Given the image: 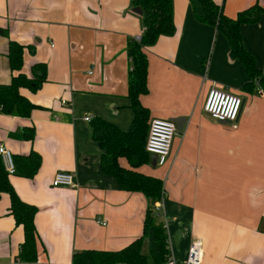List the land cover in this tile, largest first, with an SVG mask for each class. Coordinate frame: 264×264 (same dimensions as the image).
<instances>
[{
    "label": "crops",
    "instance_id": "1",
    "mask_svg": "<svg viewBox=\"0 0 264 264\" xmlns=\"http://www.w3.org/2000/svg\"><path fill=\"white\" fill-rule=\"evenodd\" d=\"M133 1L0 0V29L8 34L0 35V85L12 80L10 41L32 47L24 53L29 78L35 64L47 65L38 91L21 90L36 106L30 118L0 115V145L13 155L35 151L42 158L34 179L9 177L20 199L38 208V264H73L77 252L118 251L143 234L148 200L124 192L102 171L104 151L93 138L96 119L123 132L135 120L127 50L144 25ZM213 1L230 18L255 4L264 9V0ZM173 4L174 34L145 49L149 92L140 101L149 110V126L170 121L177 135L166 165L151 155L136 171L164 183L159 215L169 220L176 261L184 262L192 242L200 240L203 264H264V93L243 89L250 81L243 64L231 56L222 33L196 20L190 0ZM241 36L264 73V14L243 25ZM213 89L242 99L237 121L219 122L205 112ZM89 116L92 121H85ZM32 126L33 142L13 137ZM120 164L131 169L125 158ZM60 172L74 175L75 187H53ZM9 207L3 195L0 264H23L24 231Z\"/></svg>",
    "mask_w": 264,
    "mask_h": 264
},
{
    "label": "trees",
    "instance_id": "2",
    "mask_svg": "<svg viewBox=\"0 0 264 264\" xmlns=\"http://www.w3.org/2000/svg\"><path fill=\"white\" fill-rule=\"evenodd\" d=\"M196 20L202 24L214 26L229 41L231 56L240 61L250 81L243 89L257 88L264 93V73L257 67L255 58L244 47L241 28L243 25L257 23L264 9L255 4L241 11L235 18L227 17L213 0H190ZM133 7L143 14L144 32L141 40L133 39L128 45L130 71L128 76V97L131 100L135 120L129 132H123L116 126L101 119L93 122V138L104 153L101 159L102 171L115 178L124 192L143 194L148 207L143 225V234L127 247L118 251L84 250L73 255V264H166L170 255L169 236L163 222L156 221V207L164 199L165 189L161 179L142 174L137 169L150 162L151 154L146 151L149 134L150 113L140 101L148 94V58L147 47L154 45L162 36L174 34L173 0H134ZM0 35L7 32L0 29ZM32 47L18 42L9 43V65L12 80L8 85H0V115L30 118L36 106L21 94L22 89L38 91L47 81V65L38 63L32 67L29 78L24 72V53ZM27 142L35 139V128L26 127L15 134ZM125 158L131 169L121 166L120 159ZM16 175L25 179H34L42 166L40 154L32 151L28 155H14ZM5 172L0 157V199L6 195L10 199L9 215L14 217L16 226L22 227L24 241L20 247L18 259L23 264H38V232L35 218L38 208L20 199ZM148 244V253L144 246Z\"/></svg>",
    "mask_w": 264,
    "mask_h": 264
},
{
    "label": "built area",
    "instance_id": "3",
    "mask_svg": "<svg viewBox=\"0 0 264 264\" xmlns=\"http://www.w3.org/2000/svg\"><path fill=\"white\" fill-rule=\"evenodd\" d=\"M137 41L141 37L136 38ZM262 92V91H261ZM65 103V102H64ZM242 99L234 94L226 93L217 89H213L206 100L204 110L213 119L224 122L233 123L237 121L241 109ZM85 121H92V117H85ZM177 135V128L174 123L163 120H153L149 126V134L146 142V151L157 157L159 166L166 165L172 150V144ZM0 157L3 163L5 172L9 176L16 175L17 169L14 162L13 153L5 146L0 145ZM53 187H75L74 175L69 173H58L52 183ZM162 202L156 207V210L161 213ZM165 218L163 222L165 228L169 227V220ZM97 223L106 226L104 220H98ZM170 255L166 264H203V246L200 240H194L189 248L187 259L184 262H178L174 259L169 245Z\"/></svg>",
    "mask_w": 264,
    "mask_h": 264
},
{
    "label": "rangeland",
    "instance_id": "4",
    "mask_svg": "<svg viewBox=\"0 0 264 264\" xmlns=\"http://www.w3.org/2000/svg\"><path fill=\"white\" fill-rule=\"evenodd\" d=\"M155 212H156V221H157V223H159V222H164V221H165L164 216L159 215V211H157V210H155ZM148 249H149V246H148V244L146 243L145 246H144V253H145V254L148 253Z\"/></svg>",
    "mask_w": 264,
    "mask_h": 264
}]
</instances>
